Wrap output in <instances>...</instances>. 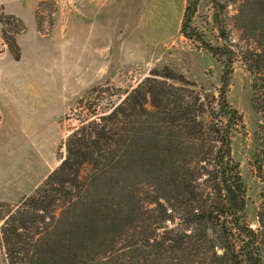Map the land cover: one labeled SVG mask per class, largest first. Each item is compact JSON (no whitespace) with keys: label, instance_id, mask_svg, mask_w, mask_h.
<instances>
[{"label":"rangeland","instance_id":"374dc122","mask_svg":"<svg viewBox=\"0 0 264 264\" xmlns=\"http://www.w3.org/2000/svg\"><path fill=\"white\" fill-rule=\"evenodd\" d=\"M223 1L226 8L221 11L210 0L200 3L189 29L196 36L188 37L182 32L188 0H0V264H8L2 227L9 211H15L60 165L72 133L84 123L100 120L152 77V70L171 69L183 82L157 77L174 88L163 93L161 82H153L145 102L148 111H156L153 103H168L167 110L182 123L217 116L225 59L207 50L198 37L221 46L223 27L237 52L246 47L264 49V0ZM3 29L16 39L20 59H15ZM227 97L243 117L233 132L232 154L246 185L245 220L257 229L264 186V130L260 129L264 117L253 105L252 76L240 60L233 65ZM168 120L161 108L151 117L127 109V142L148 140L164 130ZM190 132L182 130V140ZM187 150L180 146L174 152L181 158ZM91 172V166L84 164L79 177L86 178L85 189L42 224L33 251L45 242L64 240L63 233L80 221L89 204L107 201L116 185L124 191L140 183L158 186L154 174L145 170L94 183L88 177ZM136 205L130 201L124 209ZM154 206L146 204V213H152ZM178 223L179 218L168 220L169 228ZM139 225L138 230L143 221ZM25 232L33 234L34 228ZM134 232V228L103 230L93 241L97 262L126 264Z\"/></svg>","mask_w":264,"mask_h":264},{"label":"trees","instance_id":"16d2710c","mask_svg":"<svg viewBox=\"0 0 264 264\" xmlns=\"http://www.w3.org/2000/svg\"><path fill=\"white\" fill-rule=\"evenodd\" d=\"M202 1L205 0H188L182 26L188 37L196 36L189 29ZM210 1L218 11L226 8L223 0ZM0 22L3 23L1 18ZM3 32L15 59H20L16 39L4 29ZM228 35L222 27L221 46L198 37L207 50L225 59L217 116L208 114V121L193 118L182 123L174 111L167 110L168 103H153L156 111H148L145 102L147 94L153 92V82H161L163 93L174 88L164 80L157 81V77L183 82L171 69L152 70V77L100 120L84 123L72 133L60 165L33 194L20 201L15 211H9L2 227L8 264H99L93 246L98 235L103 230L115 233L129 232L131 228L135 232L127 246L126 264H264V186L259 227L255 229L245 220L246 185L231 145L233 132L243 117L227 97L233 65L240 60L252 76L253 105L264 117V49L246 47L237 52L229 44ZM159 108L169 116L164 130L143 141L137 140L135 133L136 140L128 143L124 126L127 109L151 117ZM184 129L191 131L185 141ZM260 129L264 130V123ZM180 146L188 149L181 158L174 152ZM84 164L91 166L88 177L93 183L108 177L119 180L130 170H145V174H154L158 186L140 183L124 191L116 185L107 201L89 204L80 221L63 233L64 240L45 242L43 248L33 251L42 234V224L49 223L48 218L54 219L59 206L73 203L85 189L86 178L83 181L79 177ZM203 175L206 177L200 182ZM130 201L137 205L125 211ZM148 203L155 204L150 214L144 209ZM176 218L179 223L169 228L168 220L174 222ZM141 221L143 225L138 230ZM31 228L33 234L25 232Z\"/></svg>","mask_w":264,"mask_h":264},{"label":"crops","instance_id":"0c3cea01","mask_svg":"<svg viewBox=\"0 0 264 264\" xmlns=\"http://www.w3.org/2000/svg\"><path fill=\"white\" fill-rule=\"evenodd\" d=\"M33 28H34V27H33ZM34 32H35V34H37V33H36V32H37L36 29H34ZM19 42H20V38H19ZM20 45H21V43H20Z\"/></svg>","mask_w":264,"mask_h":264}]
</instances>
